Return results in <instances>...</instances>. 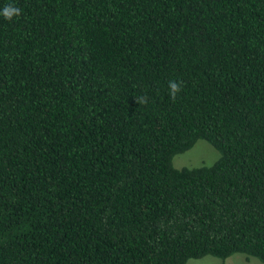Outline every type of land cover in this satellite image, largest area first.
Segmentation results:
<instances>
[{
	"label": "trees",
	"instance_id": "obj_1",
	"mask_svg": "<svg viewBox=\"0 0 264 264\" xmlns=\"http://www.w3.org/2000/svg\"><path fill=\"white\" fill-rule=\"evenodd\" d=\"M9 4L0 264L264 263V0Z\"/></svg>",
	"mask_w": 264,
	"mask_h": 264
},
{
	"label": "rangeland",
	"instance_id": "obj_2",
	"mask_svg": "<svg viewBox=\"0 0 264 264\" xmlns=\"http://www.w3.org/2000/svg\"><path fill=\"white\" fill-rule=\"evenodd\" d=\"M218 152L209 142L197 140L195 144L185 152L176 154L173 165L176 168L197 167L201 165H211L217 160ZM264 264L255 257L246 256L243 253H234L226 258L203 256L201 258H190L186 264Z\"/></svg>",
	"mask_w": 264,
	"mask_h": 264
},
{
	"label": "clouds",
	"instance_id": "obj_3",
	"mask_svg": "<svg viewBox=\"0 0 264 264\" xmlns=\"http://www.w3.org/2000/svg\"><path fill=\"white\" fill-rule=\"evenodd\" d=\"M0 15H2L5 20L11 21L13 17H19L21 15V9L12 4H9L4 6L3 9L0 10ZM182 83V81L168 82L169 98L172 101H175L178 93L181 92ZM135 99L138 104L146 105L148 103V98L146 95L135 97Z\"/></svg>",
	"mask_w": 264,
	"mask_h": 264
}]
</instances>
